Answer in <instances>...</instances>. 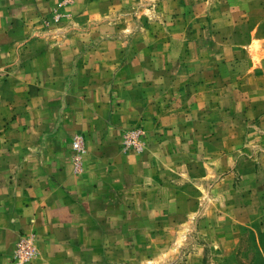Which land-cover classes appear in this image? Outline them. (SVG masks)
<instances>
[{
	"label": "rangeland",
	"instance_id": "rangeland-1",
	"mask_svg": "<svg viewBox=\"0 0 264 264\" xmlns=\"http://www.w3.org/2000/svg\"><path fill=\"white\" fill-rule=\"evenodd\" d=\"M0 264H264V0H0Z\"/></svg>",
	"mask_w": 264,
	"mask_h": 264
},
{
	"label": "built area",
	"instance_id": "built-area-1",
	"mask_svg": "<svg viewBox=\"0 0 264 264\" xmlns=\"http://www.w3.org/2000/svg\"><path fill=\"white\" fill-rule=\"evenodd\" d=\"M74 147H75V148H78V147H79L78 142H76V143L74 144Z\"/></svg>",
	"mask_w": 264,
	"mask_h": 264
}]
</instances>
